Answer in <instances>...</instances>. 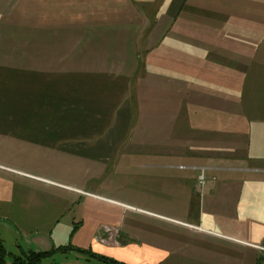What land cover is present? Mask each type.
<instances>
[{
	"label": "crops",
	"instance_id": "0c3cea01",
	"mask_svg": "<svg viewBox=\"0 0 264 264\" xmlns=\"http://www.w3.org/2000/svg\"><path fill=\"white\" fill-rule=\"evenodd\" d=\"M136 161L152 176L139 189L158 212L90 194L79 221L56 220L43 233L2 228L21 237V253L73 245L125 264H185L194 247L212 248L203 236L223 245L216 255L231 261L243 248L257 264L264 0H0V171L44 162L86 180ZM3 175L0 215H11L19 183ZM138 213L188 236L158 239ZM104 226L119 230L116 245L97 241Z\"/></svg>",
	"mask_w": 264,
	"mask_h": 264
},
{
	"label": "rangeland",
	"instance_id": "374dc122",
	"mask_svg": "<svg viewBox=\"0 0 264 264\" xmlns=\"http://www.w3.org/2000/svg\"><path fill=\"white\" fill-rule=\"evenodd\" d=\"M250 91L251 90L247 89L245 96L247 104L250 100H254V97H251L249 94ZM245 110L247 114L251 113L252 115V113H254L250 109V106L245 105ZM41 165V167L22 166L19 169L21 173L16 174L17 176L9 172L7 173L4 169V171H0L1 175L4 174L12 179H17L19 183V189L17 188L16 192V199L13 202L12 207L9 208L12 211V214L10 215V212L8 211L9 213L5 212L6 215H4V213L3 215L1 213L2 216L0 215V240L5 241L4 244L9 253V256L6 259L7 264H13L14 257L22 255L17 247L22 239L19 235L11 234L5 228L3 229L2 226L4 224L1 221H5V225L15 224L18 230H24V228L46 229L56 220H59L62 224H68L72 222L74 218H77V221H79V205L90 194L103 197V199L109 201L127 204L136 211H138L137 208L143 209L146 213L149 211H157L156 208L148 206L145 198L147 197V192L142 187L139 189L142 178L148 179L152 176H150L147 168L138 167L139 162L137 161L134 165H130L126 168H117V164L114 163L106 169V173L103 177L93 175L92 178H87L86 180L80 179L78 174H75L77 169H74L73 171V168H70L67 165L60 168L44 162ZM235 165L240 166L241 164L239 163ZM182 169H185V167H182ZM204 172L206 177V171ZM198 182L201 188H204L207 184L206 179L203 184L199 180ZM144 185L146 184L144 183ZM24 203L28 206H25ZM43 210L49 211V214L46 216L39 215L38 213ZM141 213H138L141 215L139 218L140 221L145 224V228H148V225L155 226L158 239L166 238L167 235H170L175 240L180 239L179 235L188 236L187 233L180 231L175 226H163L156 220L142 216L146 214ZM161 213L166 214L167 216L170 214L166 212ZM132 214L133 213H129L128 218L132 217ZM169 216L179 217L178 214L175 215L174 213ZM102 229L103 227L100 229V237L97 238V241L102 243L103 240L104 244L116 245V243L106 242L107 236L103 234ZM39 230L42 233L44 232L41 229ZM146 236H148L147 233H139L136 237V241L144 242L147 240ZM197 240H199L201 246L210 245L212 248H209L207 251L201 247H197L196 249H194V247L188 251L185 264H250L248 263L249 259L247 258L249 252L243 248L235 249L236 251L230 254L231 261H229V255L223 254L225 252H221L220 255H216L215 253L217 252L214 253L216 246H218L216 250L220 249L221 251V248L223 247L222 244H218L214 239L212 240L211 238L203 236ZM201 241H203V243ZM225 250L228 251L227 249ZM177 251H180V249ZM232 255L235 258L234 260L238 261L234 262ZM171 259H173V257ZM258 259L259 261L257 264H264V251L262 252V255H259ZM45 264L101 263L95 260H89V258L85 256L71 252L69 254H57L50 260L45 261Z\"/></svg>",
	"mask_w": 264,
	"mask_h": 264
},
{
	"label": "trees",
	"instance_id": "16d2710c",
	"mask_svg": "<svg viewBox=\"0 0 264 264\" xmlns=\"http://www.w3.org/2000/svg\"><path fill=\"white\" fill-rule=\"evenodd\" d=\"M77 227H75V231L73 235L76 233ZM76 253L77 255H82L89 260H95L101 264H125L119 262L115 259L109 258L107 256H103L93 252L91 249L84 250L74 247L73 245H69L68 247H62L59 249H55L51 252H22L21 256L14 257L13 264H45V261L50 260L57 254H69ZM9 256L5 244L2 240H0V264H7L6 259Z\"/></svg>",
	"mask_w": 264,
	"mask_h": 264
},
{
	"label": "built area",
	"instance_id": "2783aa9c",
	"mask_svg": "<svg viewBox=\"0 0 264 264\" xmlns=\"http://www.w3.org/2000/svg\"><path fill=\"white\" fill-rule=\"evenodd\" d=\"M204 173L205 172L203 171L201 173V175L199 176V181L202 184L205 182V179H206ZM102 232H103L104 235L107 236V241H106L107 243L108 242L117 243V238H118V235H119V230L118 229H116L115 227L105 226V227H103ZM102 243H104L103 240H102Z\"/></svg>",
	"mask_w": 264,
	"mask_h": 264
}]
</instances>
